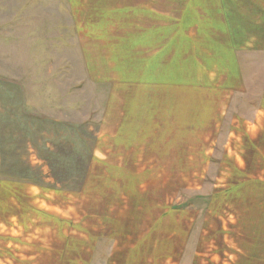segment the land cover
<instances>
[{
  "label": "rangeland",
  "instance_id": "1",
  "mask_svg": "<svg viewBox=\"0 0 264 264\" xmlns=\"http://www.w3.org/2000/svg\"><path fill=\"white\" fill-rule=\"evenodd\" d=\"M188 4L0 0V264H264V58Z\"/></svg>",
  "mask_w": 264,
  "mask_h": 264
},
{
  "label": "crops",
  "instance_id": "2",
  "mask_svg": "<svg viewBox=\"0 0 264 264\" xmlns=\"http://www.w3.org/2000/svg\"><path fill=\"white\" fill-rule=\"evenodd\" d=\"M188 5L204 7V13L199 18H191V22L195 20L201 29L202 34L198 35L204 38L202 46L207 48L210 45L214 48L208 50L210 53L236 55L238 77L242 85L247 87L254 81V73H257L254 71L255 65L264 58V0H189ZM189 17L192 16L189 14ZM257 78L263 79V76L257 75ZM259 79L255 81L256 84ZM11 215L10 221L17 214L13 211ZM0 223L5 225L6 221L2 220ZM18 224V230L23 234L28 224L22 225L19 219ZM15 225L17 224L13 223L11 227L14 228ZM35 231L29 229L30 234ZM7 254L10 256L8 250L0 249V260H11Z\"/></svg>",
  "mask_w": 264,
  "mask_h": 264
}]
</instances>
